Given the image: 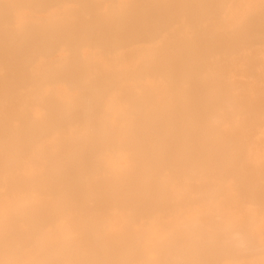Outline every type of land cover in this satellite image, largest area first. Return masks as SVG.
<instances>
[{
  "label": "bare ground",
  "instance_id": "obj_1",
  "mask_svg": "<svg viewBox=\"0 0 264 264\" xmlns=\"http://www.w3.org/2000/svg\"><path fill=\"white\" fill-rule=\"evenodd\" d=\"M0 264H264V0H0Z\"/></svg>",
  "mask_w": 264,
  "mask_h": 264
},
{
  "label": "snow or ice",
  "instance_id": "obj_2",
  "mask_svg": "<svg viewBox=\"0 0 264 264\" xmlns=\"http://www.w3.org/2000/svg\"><path fill=\"white\" fill-rule=\"evenodd\" d=\"M241 22L237 21V26ZM99 114L106 116L104 102L99 106ZM138 159L134 150V143L129 138L124 142L105 141L96 146L93 156V167L100 181L120 179L132 173L138 167ZM112 208L101 207L97 210L98 222L106 226L112 219Z\"/></svg>",
  "mask_w": 264,
  "mask_h": 264
}]
</instances>
